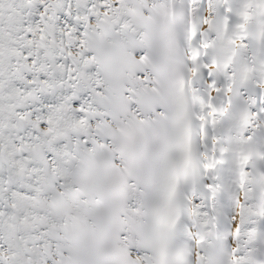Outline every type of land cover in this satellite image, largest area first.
<instances>
[{"label": "snow or ice", "instance_id": "obj_1", "mask_svg": "<svg viewBox=\"0 0 264 264\" xmlns=\"http://www.w3.org/2000/svg\"><path fill=\"white\" fill-rule=\"evenodd\" d=\"M0 264H264V0H0Z\"/></svg>", "mask_w": 264, "mask_h": 264}]
</instances>
